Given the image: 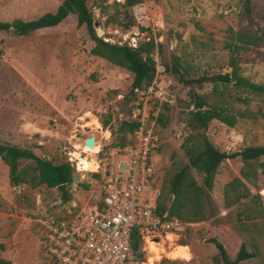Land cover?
Listing matches in <instances>:
<instances>
[{
    "label": "rangeland",
    "instance_id": "obj_1",
    "mask_svg": "<svg viewBox=\"0 0 264 264\" xmlns=\"http://www.w3.org/2000/svg\"><path fill=\"white\" fill-rule=\"evenodd\" d=\"M62 1L0 0V21L36 19L54 12ZM242 3L243 0H143L131 9V14L135 23L147 30L132 28L123 32L105 23L106 15L101 14L94 0L87 1L98 37L131 47L152 38L161 46L158 57L154 56L157 65L159 61L169 63L176 56L190 77L230 72L224 45L231 32L246 25ZM251 4L257 27L262 29V40L256 47L240 52L236 62L241 77L264 86V20L258 17L264 12V0H251ZM93 45L85 29L76 26L73 15L56 27L27 36L0 32V144L28 148L54 163L68 161L77 178L70 184L69 200L65 202L57 189L14 186L8 167L0 160V259L10 264H50L45 249L46 225L66 220L93 204L100 192L99 180L92 178L95 172L82 169L83 160L91 157L95 161L99 147L113 149L119 142H127L129 135L118 131L120 122L141 116L140 96L130 93L132 74L91 55ZM154 78L162 85L173 86L177 96L174 106L163 109L157 104L154 113L156 116L162 111L163 115L154 130L158 149L153 155L154 178L161 184L176 168L187 164L180 144L191 133V107L188 88L176 76L156 73ZM233 83L234 80L216 89L205 83L196 90L210 102L219 103L213 90L222 89L223 105L231 114L251 112L254 116L238 118L233 128L211 121L207 136L221 152L264 146V93H249ZM84 117L90 118L86 124L82 123ZM90 136L95 138L94 148L84 145ZM25 165L22 162L21 167ZM241 167L239 158L219 165L210 192L214 215L175 235L173 240L172 236L164 238V245L150 244L143 255L144 259L149 257L147 263L222 264L209 242L215 238L231 259L242 242L249 251L256 247L259 256L239 264H264V174L259 176L258 189L247 184L252 196L259 195L260 200L246 199L230 208L224 206V186L240 177ZM191 172L200 182V177Z\"/></svg>",
    "mask_w": 264,
    "mask_h": 264
},
{
    "label": "trees",
    "instance_id": "obj_2",
    "mask_svg": "<svg viewBox=\"0 0 264 264\" xmlns=\"http://www.w3.org/2000/svg\"><path fill=\"white\" fill-rule=\"evenodd\" d=\"M88 0H63L54 12H48L36 19L23 21L20 19L12 22L0 21V32H12L18 36H27L33 32L56 27L68 16L76 18V26L84 28L88 38L93 42L90 54L100 57L110 64L125 69L132 74L130 93L138 95L154 79L156 72L159 74L171 73L178 78V81L188 88L190 100V111L188 112V127L191 133L182 141L180 149L187 160L186 165L179 166L172 173L164 178L160 184L161 197L158 202V211L167 213L169 217H175L186 223L203 222L214 215V205L210 192L219 165L226 160L239 158L242 167L239 171L240 177H234L224 186L223 201L225 208H230L242 200L249 199L255 202L260 200L259 195L251 194L247 184L258 189L259 176L264 174V146H247L234 152H221L210 142L207 136L208 124L217 121L229 128H233L238 118L253 117L251 112H238L231 114L228 108L223 105L222 89L213 90L217 94L219 103L210 102L206 97L197 92V88L205 83L217 86L232 84L236 88H242L249 93L262 94L264 86L249 82L239 75L236 56L256 47L262 40V29L257 27L255 17L252 15L251 0H243L242 8L246 19V25L238 31L231 32L224 49L228 53V68L230 72L214 75H201L190 77L182 65L180 59L173 56L169 63L159 61L156 69L155 55L160 54L161 46L155 44L151 38L142 42L136 47L124 43L121 45L112 44L104 40V37L96 35L95 21L91 10L87 5ZM101 14L106 15L105 23L113 24L127 32L137 28L140 32L147 29L139 27L131 14V9L142 3L143 0H94ZM111 1V3H108ZM109 9H113L109 12ZM264 20V12L258 14ZM154 104L150 112V118L155 119L156 125L163 117L162 111H156ZM163 109L170 108L166 104L160 105ZM107 121L103 123L105 127ZM138 120H123L118 126V131L128 134L127 142H119L122 147L131 141L133 132L138 128ZM158 148H156L157 150ZM0 160L8 167L9 180L14 186L29 184L32 186L44 185L48 189L59 190L63 201L69 200V186L74 181V166L68 161L54 163L52 160L36 155L28 148L18 147L9 144H0ZM22 162L26 165L21 167ZM199 177L198 182L192 172ZM87 189V186H83ZM209 242L214 245L218 252L219 261L222 264H239L259 256L256 247L248 250L246 242H242L239 251L234 259H231L224 246L215 238ZM131 249L136 259L144 261L142 252V241L138 230L134 229L131 234ZM0 264H10L9 261L0 259ZM51 264V262H50Z\"/></svg>",
    "mask_w": 264,
    "mask_h": 264
},
{
    "label": "built area",
    "instance_id": "obj_3",
    "mask_svg": "<svg viewBox=\"0 0 264 264\" xmlns=\"http://www.w3.org/2000/svg\"><path fill=\"white\" fill-rule=\"evenodd\" d=\"M138 95L141 116L131 141L113 149L99 147L95 154L98 197L66 220L46 225L45 249L51 264H149V257L139 261L133 254L134 229L141 237L142 252H147L150 244L164 245L167 235L175 236L196 225L158 211L161 190L154 178L153 159L156 121L150 118V111L154 104L174 106L175 89L154 78Z\"/></svg>",
    "mask_w": 264,
    "mask_h": 264
},
{
    "label": "bare ground",
    "instance_id": "obj_4",
    "mask_svg": "<svg viewBox=\"0 0 264 264\" xmlns=\"http://www.w3.org/2000/svg\"><path fill=\"white\" fill-rule=\"evenodd\" d=\"M86 124V123H85ZM85 126H89V123L87 124V125H85ZM85 147V146H84ZM95 147V143H94V145H93V147L92 148H94ZM83 157H85V156H83ZM87 158H89V160L87 159ZM85 163V165H83V167H82V169L83 170H91V172H95L96 171V169H97V162H96V159H95V161L91 158V157H86V160H83ZM88 164H90V165H88ZM172 235H167V238H170ZM173 238H174V236H172V240H173ZM171 242V241H170ZM160 243H152L151 245L152 246H156V245H159ZM180 247H183V246H180ZM183 256H181L180 258H182ZM151 261V260H150Z\"/></svg>",
    "mask_w": 264,
    "mask_h": 264
},
{
    "label": "water",
    "instance_id": "obj_5",
    "mask_svg": "<svg viewBox=\"0 0 264 264\" xmlns=\"http://www.w3.org/2000/svg\"><path fill=\"white\" fill-rule=\"evenodd\" d=\"M233 80H234V79H233ZM89 120H90L89 117H84L82 123L85 124V123L89 122ZM85 129H86V128H85ZM78 136H79V135H78ZM94 143H95V138H94L93 136H90V137H88V138L85 139V143H84V145H85L87 148H92L93 145H94ZM81 157H83V154L81 155ZM87 159L89 160V158H87ZM92 178H95V174H94V173L92 174ZM76 180H77V178L74 177V181H76ZM154 241H155V242H158V241H159V238H154Z\"/></svg>",
    "mask_w": 264,
    "mask_h": 264
}]
</instances>
